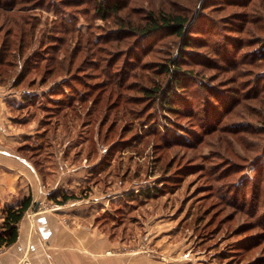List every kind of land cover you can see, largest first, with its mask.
<instances>
[{
  "label": "rangeland",
  "instance_id": "374dc122",
  "mask_svg": "<svg viewBox=\"0 0 264 264\" xmlns=\"http://www.w3.org/2000/svg\"><path fill=\"white\" fill-rule=\"evenodd\" d=\"M92 1L72 6L61 5L64 0L17 2L16 8L25 14V19L30 17L31 22H36L31 40L34 43L9 69L7 81L0 83L5 88L15 89L13 94L17 96L14 97L17 103L9 104L11 117L0 122V132L6 136L11 133L13 142L0 141V144L6 146L2 149L3 154H14L21 163L33 167L41 178L39 194L47 200L35 203V209L55 208L56 202L50 199V194L54 193L58 198L62 193L75 194L76 197L69 200V207L92 213L99 211L96 217L105 210L111 216L114 213V217L107 220V232L119 239L123 247L151 259L175 264H264V221L261 216L264 214V105L249 99L214 129L197 122L194 124V119L186 114L175 117L164 111L154 123L157 134L154 130L147 132L145 129L149 125L140 124L129 112L119 117L117 105L111 107L109 119L104 120V124L101 120L103 110L88 115L86 111L92 96L79 102L83 98L79 92L84 90V84L74 81L78 89L66 86L55 89L68 79L62 70L41 83V67L35 71L31 65L26 78L11 85L13 76L35 60L30 59L33 52L44 50L42 46L47 43L49 29L59 24L58 16L66 19L75 16L82 31L89 22L95 31L100 30L95 28L96 25L104 29L114 27L111 21L94 17ZM160 7L191 16L205 13L219 21L215 28L225 33L231 32L227 24L235 12L245 10L249 16L259 15L264 21V10L255 1L243 9L226 0H130L120 15L124 20L129 17L135 20L148 10ZM5 11V6L0 4V16L8 14ZM257 26L253 28L254 33L264 35V22H258ZM6 28L7 25L0 24V38ZM241 35L245 36L244 33ZM75 41V38L68 39L70 48L75 46ZM154 43L153 50L142 58V61H151L148 71H143L139 79L148 85L155 79L151 71L156 62L163 61L177 48L176 38L169 35ZM80 59L81 56L76 64ZM257 64V67L245 65L243 69L264 67V61ZM193 68L201 70L200 76L214 86L225 83L229 74L212 68ZM78 69L91 70L88 62ZM102 77L88 80L94 82ZM246 78H251L249 73L237 82ZM132 79L130 77L129 81ZM248 82L244 89L252 91ZM123 92L135 94L133 90ZM26 94L36 95L30 105H25L22 100ZM201 96L204 98L205 92H197L194 98ZM195 103L203 106L201 100ZM141 107L142 102L128 103L127 108L137 112ZM110 120L114 126L104 138ZM130 120H136L131 127ZM194 136L199 138L190 144ZM167 138L180 144L166 142L164 139ZM106 154L107 163L103 160ZM157 156L158 160L155 159ZM256 166L259 168L257 173ZM175 175L180 177H173ZM161 177L169 179L156 183ZM153 184H157L159 190L150 191ZM250 184H254L252 191L259 195L256 206L253 205L255 199L243 204L242 194L235 197L242 188L249 192ZM244 200H248V195ZM100 207L105 209L101 211ZM248 242L252 244L242 249L241 246Z\"/></svg>",
  "mask_w": 264,
  "mask_h": 264
},
{
  "label": "trees",
  "instance_id": "16d2710c",
  "mask_svg": "<svg viewBox=\"0 0 264 264\" xmlns=\"http://www.w3.org/2000/svg\"><path fill=\"white\" fill-rule=\"evenodd\" d=\"M5 1H0V4L5 6L4 13H8L4 14V17L0 16V20H2L0 24L7 25L4 35L0 38V83L2 84L7 81L9 69L14 66L15 61L23 56L26 48L31 46L36 26V22H31L30 17L25 19V14L17 10L19 0ZM86 1L88 0H64L61 5H81ZM129 1H92L91 9L94 17L112 22L114 27L108 29L96 25L95 28L100 30L95 31L90 27L92 23L89 22L85 31H82L79 24H76L78 20L75 16L68 19L58 16L59 24L49 29L46 37L47 43L42 46L44 52L35 50L33 58L30 57L35 60L29 59L30 65L26 64L25 68L13 76L11 85L15 86L21 83L30 73L31 65L35 71L41 67V83H46L49 77L59 74V71L62 70L68 79L59 83L55 89L57 87L62 89L66 86L75 90L78 89L76 83L84 84V90L79 92L83 98H80L79 102H84L88 100L89 96H92L86 111L88 115H94L97 110H103L101 120L104 124L109 119L111 107L117 105V107L119 106V117L129 112L133 118L139 119L140 124L149 125L147 126L149 128L145 129L147 132L150 133L154 130L157 134L158 130L154 123L164 111L175 117L186 114V117L194 119V124L197 122L203 127L214 129L224 118L234 113L235 108L249 99L264 105V67L258 70L243 69L245 65L257 67V63L264 61V35L255 34L253 29L258 25V22H264L262 18H259V15L249 16V12L245 10L235 12L227 27L229 31L237 34H231V32L225 33L223 30L217 31L215 27L220 22L205 13L191 16L167 10L164 7L150 9L135 20L130 17L124 20L120 12L126 9ZM226 1L243 9L250 7L255 1L259 8L264 10V0ZM251 10L253 11L252 8ZM259 27L257 26V29ZM243 33L245 36L241 35ZM165 35L176 38L177 48L163 61L156 62V66L151 71L155 79L150 81L149 85L141 83L139 79L143 76V71H148L149 63H151V61H142V58L153 50L154 42ZM218 35L221 37L218 38ZM43 37L39 40V46L42 44ZM130 37L132 40H129ZM73 38L76 43L70 48L68 39ZM79 56H81L80 62L76 64ZM87 62L90 64L91 70L78 69L81 64L84 65ZM193 67L212 68L229 74L224 80L225 83L214 86L200 76L201 70ZM248 73L252 79L246 78L249 81L247 85L252 88V91L244 89L247 80L237 82L240 77H245ZM100 75L103 76L100 80L89 82V78L100 77ZM130 77L133 79L129 81ZM131 90L135 91V94L123 92ZM201 91L205 92L204 98L203 96L200 99L194 98V95ZM105 92L106 98L103 99ZM47 94L48 92L44 93V95ZM35 97V94H26L22 100L25 105H30L35 101ZM200 100L203 102L202 107L195 103ZM140 102H142V107L137 112L127 108L128 103ZM16 103L15 99L9 100L11 105ZM148 109L150 111L147 112ZM104 120L105 122H103ZM136 120H130L129 127ZM112 121L110 120L104 131V138L110 134L109 132L114 126ZM262 129H264V121ZM197 138L199 137L194 136V140H191L190 144L195 143ZM164 140L180 144L179 141L168 138ZM107 157L108 154L103 156L106 163ZM155 159L158 160V156ZM33 162L36 163V161ZM38 164L37 166L41 168L40 163ZM257 171L259 172L258 166L255 168V173ZM173 177L179 178L180 176ZM166 179L161 177L156 180V183H164ZM250 185L249 192L242 188L235 197L242 194L243 204L248 201V203H252V200L255 199L253 205L256 206L259 195L252 191L254 184ZM149 190L157 191L159 188L157 184H153ZM233 191H237L235 187ZM246 195H248L247 201L244 200ZM74 197H76L75 194L68 193H62L61 198H58L54 193L50 194V198L56 202H64ZM31 205L32 197L26 195L16 203L0 207V247L9 245L16 240L17 223ZM113 215L115 214L113 213ZM113 215L111 216V213L105 210L95 218V223L100 229L107 232V220L112 219ZM261 216L264 221V214ZM251 244V242L244 243L241 247L244 249L246 245L249 247L248 245Z\"/></svg>",
  "mask_w": 264,
  "mask_h": 264
},
{
  "label": "crops",
  "instance_id": "0c3cea01",
  "mask_svg": "<svg viewBox=\"0 0 264 264\" xmlns=\"http://www.w3.org/2000/svg\"><path fill=\"white\" fill-rule=\"evenodd\" d=\"M13 92L15 89L0 84V122L11 117L9 100L17 98ZM10 135L1 133L0 141L13 142ZM4 143L0 144V207L26 195H31L32 205L17 223L16 240L0 247V264H23L25 260L30 264H175L123 247L119 239L95 223L99 211L72 209L71 198L55 201L57 206L52 210H36L35 203L47 200L39 194L41 178L14 154H3Z\"/></svg>",
  "mask_w": 264,
  "mask_h": 264
},
{
  "label": "built area",
  "instance_id": "2783aa9c",
  "mask_svg": "<svg viewBox=\"0 0 264 264\" xmlns=\"http://www.w3.org/2000/svg\"><path fill=\"white\" fill-rule=\"evenodd\" d=\"M23 264H30L27 260L23 261Z\"/></svg>",
  "mask_w": 264,
  "mask_h": 264
}]
</instances>
